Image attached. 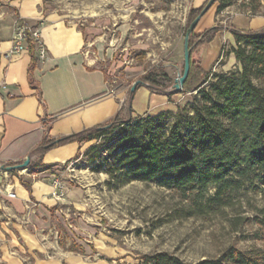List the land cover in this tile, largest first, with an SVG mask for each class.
Segmentation results:
<instances>
[{
    "label": "rangeland",
    "instance_id": "rangeland-1",
    "mask_svg": "<svg viewBox=\"0 0 264 264\" xmlns=\"http://www.w3.org/2000/svg\"><path fill=\"white\" fill-rule=\"evenodd\" d=\"M195 3L196 0H42L44 13L79 21L95 31L106 26V46L115 50L113 59L106 58L110 91L120 97L121 118L129 116L131 89L136 81H143L146 73H159L156 77L160 88L173 90L175 79L183 73L188 13ZM257 5L256 15L252 16ZM10 8L8 0H0V13ZM255 17L264 18V0H233L221 11L212 5L195 31L203 35L215 26L217 30L211 40V36L193 40L195 66L209 72L210 78L237 69L232 28L242 29L248 26V18ZM258 21L261 19L253 22L254 31L264 28ZM134 91L136 115L156 114L168 105L177 110L193 95L182 90L164 97L153 93L156 91L146 82L138 84ZM113 137L91 142L63 165L62 170L70 174L69 184L78 187L80 193L74 203L67 204L62 216L54 219L52 243L22 254L26 264L41 259L54 264H144L142 256L157 251H170L187 262H195L219 257L231 245L249 249L254 244H264L251 236L258 228L255 221L241 224L242 218L238 220L260 214L264 185L256 191L246 189L233 208L196 214L192 212L193 201L176 190L136 180L109 184L107 168L118 153ZM65 193L64 185V196Z\"/></svg>",
    "mask_w": 264,
    "mask_h": 264
},
{
    "label": "trees",
    "instance_id": "trees-1",
    "mask_svg": "<svg viewBox=\"0 0 264 264\" xmlns=\"http://www.w3.org/2000/svg\"><path fill=\"white\" fill-rule=\"evenodd\" d=\"M206 2L190 8L189 24ZM232 2L216 0L214 4L221 11ZM258 6L254 7L252 16L256 15ZM215 30L216 26L205 30L203 35L194 30L191 45L195 38L211 36V40ZM232 33L237 44L235 70L210 78L209 72L195 66L192 49L190 72L183 90L193 95L183 107L138 117L121 118L117 114L109 123L58 140H44L36 151L44 153L58 145L72 142L81 145L112 135L118 153L107 168L109 184L117 186L136 180L176 190L183 198L193 201L192 212L196 214L218 213L235 207L242 192L248 188L256 191L264 185V28L254 31L233 27ZM27 43L32 54V72L38 49L31 38ZM156 74L159 73L150 71L142 79L158 93H175L160 88ZM31 84L37 87L32 78ZM134 94L131 91V100ZM108 124L111 126L105 127ZM241 218V224L255 221L258 228L251 236L264 241V208L259 215L238 220ZM142 257L144 264H264V244H254L249 249L231 245L219 257L195 262H187L170 251Z\"/></svg>",
    "mask_w": 264,
    "mask_h": 264
},
{
    "label": "crops",
    "instance_id": "crops-1",
    "mask_svg": "<svg viewBox=\"0 0 264 264\" xmlns=\"http://www.w3.org/2000/svg\"><path fill=\"white\" fill-rule=\"evenodd\" d=\"M204 1L196 0L194 7ZM8 3L10 10L0 13V264H26L22 254L52 243L54 219L80 193L69 184L70 174L62 170L63 165L92 143H66L44 153L36 149L44 140L109 123L120 114L122 105L120 97L110 91L106 58L113 59L115 50L106 46V26L95 31L79 21L44 13L42 0ZM17 15L40 29L46 46L45 59L35 50L37 62L32 72L29 47L20 53L12 51ZM256 18L264 26V18L255 17L240 28L253 30ZM132 104L129 116L147 115H136ZM164 110L173 109L168 105ZM27 157L30 163L23 169L4 168ZM57 176L65 185L62 199L54 196ZM11 191L14 196L9 195ZM35 264L54 262L41 259Z\"/></svg>",
    "mask_w": 264,
    "mask_h": 264
},
{
    "label": "built area",
    "instance_id": "built-area-1",
    "mask_svg": "<svg viewBox=\"0 0 264 264\" xmlns=\"http://www.w3.org/2000/svg\"><path fill=\"white\" fill-rule=\"evenodd\" d=\"M31 38L37 45L38 54L41 59L47 57V50L44 41L41 37L40 29L32 26L26 21H21L19 18L16 21V27L13 35V49L15 53H20L28 47V39ZM54 196L58 199L64 196V184L57 176L54 178ZM10 196H14V192L9 193Z\"/></svg>",
    "mask_w": 264,
    "mask_h": 264
},
{
    "label": "water",
    "instance_id": "water-1",
    "mask_svg": "<svg viewBox=\"0 0 264 264\" xmlns=\"http://www.w3.org/2000/svg\"><path fill=\"white\" fill-rule=\"evenodd\" d=\"M216 0H208L205 4V6L202 8L201 12L193 19V21L190 23L186 30L185 34V40H184V69L183 73L175 79L174 84H173V91L175 92H180L183 90V85L189 75L190 72V64H191V53L194 45H191L190 43V38L192 32L195 30L197 27L199 21L201 20L202 16L209 10V8L214 4ZM144 84L142 80H138L134 83L132 87V91H134L137 87L138 84ZM111 124L106 125L105 127H110ZM105 127H100V128H105ZM30 163V157H27L22 163H18L15 165H9V166H4L5 169L7 170H14V169H23L27 167Z\"/></svg>",
    "mask_w": 264,
    "mask_h": 264
}]
</instances>
